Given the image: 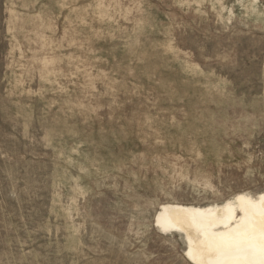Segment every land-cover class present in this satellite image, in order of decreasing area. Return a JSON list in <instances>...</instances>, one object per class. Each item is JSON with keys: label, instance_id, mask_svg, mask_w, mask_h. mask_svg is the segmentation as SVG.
I'll use <instances>...</instances> for the list:
<instances>
[{"label": "rangeland", "instance_id": "374dc122", "mask_svg": "<svg viewBox=\"0 0 264 264\" xmlns=\"http://www.w3.org/2000/svg\"><path fill=\"white\" fill-rule=\"evenodd\" d=\"M264 193V0H0V264H193L164 204Z\"/></svg>", "mask_w": 264, "mask_h": 264}, {"label": "bare ground", "instance_id": "6f19581e", "mask_svg": "<svg viewBox=\"0 0 264 264\" xmlns=\"http://www.w3.org/2000/svg\"><path fill=\"white\" fill-rule=\"evenodd\" d=\"M155 224L184 234L193 264H264V193L204 208L164 204Z\"/></svg>", "mask_w": 264, "mask_h": 264}]
</instances>
